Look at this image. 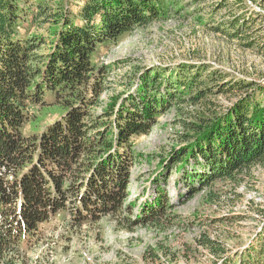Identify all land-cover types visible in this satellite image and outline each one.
<instances>
[{
  "label": "trees",
  "instance_id": "obj_1",
  "mask_svg": "<svg viewBox=\"0 0 264 264\" xmlns=\"http://www.w3.org/2000/svg\"><path fill=\"white\" fill-rule=\"evenodd\" d=\"M61 1L54 11L45 0H0V264H28L25 247L60 212L72 211V228L122 213L141 159L135 140L172 107L186 115L187 132L165 166L178 171L191 197L264 166V84L189 65L152 67L116 104H100L110 74L102 48L168 17L180 0ZM48 21L56 26L46 42L33 31ZM236 91L242 95L229 107L212 111L214 95ZM52 106L61 110L52 124L29 128L31 109ZM157 189L141 207L143 223L159 221L170 204ZM241 263L264 264V234Z\"/></svg>",
  "mask_w": 264,
  "mask_h": 264
},
{
  "label": "rangeland",
  "instance_id": "obj_2",
  "mask_svg": "<svg viewBox=\"0 0 264 264\" xmlns=\"http://www.w3.org/2000/svg\"><path fill=\"white\" fill-rule=\"evenodd\" d=\"M45 1L54 11L63 2ZM74 4L69 0L67 5ZM234 22L236 33L228 29ZM55 26L44 22L33 35L49 42ZM100 62L110 66L103 107L116 104L152 67L189 65L217 78L219 73L226 81L264 84V0H180L168 17L104 46ZM239 95H214L212 111L229 107ZM30 112L36 117L29 125L34 129L52 124L61 110L52 106ZM101 112L95 107L93 116ZM185 116L172 107L150 134L135 140L141 159L132 169L122 213L73 228L72 211L51 216L25 247L28 264H242L247 248L257 246L264 234V166H254L238 184L216 180L191 197L178 171L165 166L187 132L180 123ZM157 186L170 204L159 221L143 223L141 207L156 198ZM208 239L212 245L205 244Z\"/></svg>",
  "mask_w": 264,
  "mask_h": 264
}]
</instances>
